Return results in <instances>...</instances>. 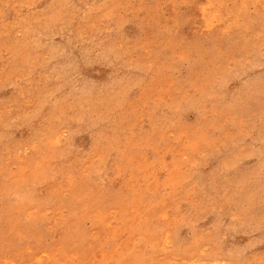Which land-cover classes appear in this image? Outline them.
I'll use <instances>...</instances> for the list:
<instances>
[{
  "label": "rangeland",
  "instance_id": "374dc122",
  "mask_svg": "<svg viewBox=\"0 0 264 264\" xmlns=\"http://www.w3.org/2000/svg\"><path fill=\"white\" fill-rule=\"evenodd\" d=\"M197 263L264 264V0H0V264Z\"/></svg>",
  "mask_w": 264,
  "mask_h": 264
},
{
  "label": "bare ground",
  "instance_id": "6f19581e",
  "mask_svg": "<svg viewBox=\"0 0 264 264\" xmlns=\"http://www.w3.org/2000/svg\"><path fill=\"white\" fill-rule=\"evenodd\" d=\"M232 218V217H231ZM163 236H165V235H163ZM167 236V235H166ZM167 238V237H166ZM168 238H170V237H168ZM165 239V238H164ZM163 240V239H162ZM168 240V239H167ZM162 244H163V242H161ZM165 243V242H164ZM166 243H168L167 241H166ZM168 244H171V243H168ZM165 245V244H164ZM163 246V245H162ZM165 246H167V245H165ZM160 247V246H159ZM158 247V248H159ZM164 248V247H163ZM175 257V256H174ZM179 257V256H178ZM183 261V260H182ZM95 262V261H94ZM109 262V261H108ZM198 264V263H197Z\"/></svg>",
  "mask_w": 264,
  "mask_h": 264
}]
</instances>
